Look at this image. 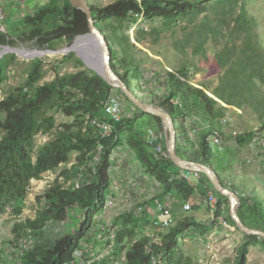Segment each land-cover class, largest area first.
Listing matches in <instances>:
<instances>
[{
    "label": "trees",
    "instance_id": "16d2710c",
    "mask_svg": "<svg viewBox=\"0 0 264 264\" xmlns=\"http://www.w3.org/2000/svg\"><path fill=\"white\" fill-rule=\"evenodd\" d=\"M214 1L221 3L227 0H113L103 5L88 3L94 25L107 41L110 65L129 89L130 80H142L139 62L131 50L136 47L134 42L141 41L145 30L135 29L131 42L127 35L120 33L121 28L127 30L128 26L138 19L149 21L153 17H161L165 26L169 27L183 17H189L191 20L192 15L203 13L208 8L216 15L225 16L238 7L239 11L233 17V22L234 31L243 32L242 45L237 49L232 40L239 36L229 32V47L223 48L216 55L219 66L224 69L222 80L210 91L211 95H208L202 86L190 82V74L184 66L165 70L163 76L153 82L145 79L144 88H150L148 92L157 96L155 104L170 114L173 101H177L180 105H176V108L180 115L193 117L198 127L197 133L190 139L187 129L174 126L176 153L182 158L208 166H211L209 156L212 152L206 145L205 136L210 130H217L219 119L227 111L221 103L238 110L244 105L249 106L261 123L257 130L228 136L233 146H224L222 150L227 159L232 161L239 148L248 145L257 132L264 131V92L261 89L264 86V62L258 63L254 60L258 45L255 24L252 18L247 16L243 3L235 4L222 12L210 3ZM223 22L225 21L220 20L214 27L208 25L206 20V32L218 33L217 26ZM19 25L14 28V35L0 31V47H12L16 41H31L36 48L46 49L49 48L48 43L54 39L63 38L70 44L75 36L87 32L84 13L73 8L68 0H48L31 13L23 15ZM206 32L199 31L200 34ZM113 43L118 45L116 49ZM72 56L71 52L63 56L62 60ZM11 57V54L0 57V84L5 79L7 61ZM74 63L83 64L79 58H75ZM41 65V59H32L24 82L0 98V212L8 211L17 217L24 208V198L30 180H38L42 173L66 163L70 152L76 154L74 161L59 172L62 181H69V184L65 186L54 178L36 197L37 201L42 200L43 204L35 210L33 218L14 222L12 231L15 240L5 249L11 251L9 255L16 264H73V249L83 250L81 243L87 244L86 239L90 237L86 234L92 227L95 228L94 217L104 207L109 184L110 156L118 142V136L126 130L124 140L128 150L132 152L137 169L145 179L149 178L156 185L157 192L150 198V202L161 200L166 192H170L173 204L171 206L176 210L181 207L180 204L188 203L197 193L203 198L202 204L207 208L205 192L211 190L216 195V203L207 223L199 222L192 215H183L158 232V242H153L145 235L138 237L124 251L123 264H188L183 261L178 247L181 236L193 232L204 235L217 223L218 216H223L231 227L237 229L228 215L227 198L218 194L203 174L200 173V179L195 186L189 185L183 179L172 178L179 168L175 167L168 157L156 158L145 145L143 138L128 129L127 124L135 115L121 118L114 123L108 120L112 127L111 134H99L93 120H106L102 105L109 95L121 96L136 109V113L145 114L118 89L109 86L102 77L87 68L59 75L58 65L53 66L52 80L37 84ZM48 110L60 111L63 115L71 117V121L55 124L53 116L46 114ZM150 116L157 123L158 131H155L159 137L162 132L160 120L157 116ZM37 133L50 136L34 147V136ZM161 138L160 142L165 150L163 137ZM99 145L101 148L98 161L93 164V157ZM220 181L238 194L239 219L248 227L264 231V198L257 195L252 186L250 191L245 193L244 189L238 191L224 180ZM198 206L199 204L195 203L189 205L193 210ZM70 210L75 211V216H71L69 230L64 233H50L48 226L65 224ZM111 221L113 225H103L99 228L103 233L97 239H107L108 235H112L113 246L109 254L96 260H88L89 264H112L120 258L123 237L134 235V226L140 227L141 221L151 225L148 217H134L129 209L113 216ZM244 238L238 246L236 261L232 264H245V255L250 244L258 243L264 247V240L256 235H244ZM5 249L0 251L5 252ZM86 253L87 250L84 249L81 254L83 259Z\"/></svg>",
    "mask_w": 264,
    "mask_h": 264
},
{
    "label": "rangeland",
    "instance_id": "374dc122",
    "mask_svg": "<svg viewBox=\"0 0 264 264\" xmlns=\"http://www.w3.org/2000/svg\"><path fill=\"white\" fill-rule=\"evenodd\" d=\"M47 1L48 0H0V8L4 16V18L0 20V25L3 27V30L0 31L14 35V28L20 26L19 22L21 17L31 13L34 9ZM112 1L113 0H87L88 3L96 5H103ZM210 3L216 5L219 8L218 11L221 10L222 12L223 10H227V8H232L235 4L239 5L243 3L247 16L252 18L255 24V34L257 36L258 45L256 47L257 58L254 57V60L258 63L264 62V0H227L221 3L217 1ZM238 11V7H235L230 14L221 16L216 15L211 8H208L203 13L192 15L190 17L191 20H189V17H183L176 20L175 23H172L169 27L165 26L161 17H153L149 21L138 19L135 23L130 24L127 30L121 28L120 33L122 34L123 32L124 35H127L131 42H133L135 29L143 28V30H145L141 41L139 43L134 42L136 47L131 50L132 55L139 62L142 80H130V89L142 101L148 102L152 100L156 102L157 96H153L148 92L150 88L147 87V89H145V79L149 82H153L156 78L160 79L165 70H175L184 66L191 72L189 75L190 82L196 86H202L207 90V94L211 95L210 91L222 80L224 69L219 66L216 55H218L223 48L229 47L230 44L227 40L229 32L232 34L237 33L239 36V38L232 40L234 46L239 49L242 45L241 39L243 32L234 31L235 23L233 22V17ZM206 20L208 25L214 27H216L220 20H224L225 22L217 26L218 33H213L211 31L206 32ZM199 31L206 33L200 34ZM82 39L83 38L80 36L76 37L73 41V47H77L80 43V47L77 50L79 53L86 56L87 52L82 48L81 44ZM48 45L49 48L38 49L31 41H16L12 48L22 49L23 51L17 52L20 55L9 53L7 51H10V49L0 47V49L2 48L5 52L3 55H13V57L8 58L4 73L5 79L0 84V98L24 82L29 62L34 58L42 60L41 75L37 84L46 83L53 79V66L55 65H58L57 73L59 75L86 68L84 64L76 65L74 63V59L78 58L75 52H72L73 56L70 59L62 60L63 56L69 54L61 53V50L69 45L63 38L54 39L50 41ZM117 46V44L113 43L115 49ZM34 50L50 51L42 54ZM38 53L42 55L36 56ZM87 57L91 56L87 55ZM235 57L236 56H234V58ZM238 59L240 60L241 57L238 56ZM261 89L264 92V86H262ZM116 97L120 102L123 118L132 116L136 109L128 104L121 96ZM225 105L226 104L223 106ZM225 107L227 111L224 116L227 121L225 123L219 121L217 128L222 134L223 147L233 146L232 141L228 138L231 134L257 130V128L261 126L260 121L256 118V114L251 107L244 105L239 110L231 105H226ZM46 114H51L53 116L55 124L71 121V117H67L57 110H48ZM170 115L176 128L186 129V118L180 115L175 104L172 105ZM127 125L129 127L128 129L141 137L145 135L149 127L155 126L148 115L139 113L135 115ZM126 131L118 136V142L112 149L110 156L109 184L106 196L109 194L111 195L112 204L109 207H103L98 215L94 217L96 229L92 227L86 234V236L90 237L86 239L88 240L86 245L81 243L83 250H87V253L84 259L80 258L76 261L78 264H80V262L81 264H89L88 260H96L109 254L113 246V241L110 238L111 236L108 235L107 239H97L100 237V234L103 233L101 232L102 230L99 229L101 226L113 225L111 221L113 216L118 213L120 214V212L124 213L129 209L132 216L137 217L133 214V209L137 204L145 205V210L149 212L152 209L151 205L153 202H150V198L157 192V188L149 178L146 177L145 179L137 169L132 152L128 150L124 140ZM49 136L50 134L37 133L34 136V147L43 143ZM75 154V152H70L66 163L60 164L51 171L42 173L41 178L38 180H30L24 198V208L17 217H14L12 214L8 213V211L0 212V250L9 247L8 245L15 240L12 231L14 222H22L26 219L33 218L35 210L40 208L43 204L42 200L37 201L36 197L52 183L54 178H57V180L62 182L65 186L69 184V181H62L59 172L74 161ZM209 162L220 179L224 180L231 187H234V189L238 191L239 189H244V192L248 193L253 187L255 193L264 198V131H262V133L260 131L257 132L248 145L239 148L232 161L227 159V156L221 151L211 153ZM203 201V198L195 193L188 203L189 205L194 203L199 204L197 209L193 210L189 208L186 211H181L178 207V209L173 210L172 202L169 203V206L173 210L175 220L179 216L192 215L199 222L207 223L210 219V215L207 208L203 205L204 203L202 204ZM74 214L75 211L70 210L65 224L50 225L47 229L53 234L67 232L69 230L71 216L74 218ZM139 226L140 227L134 226V235L131 237L125 235L123 237V250L120 252V258L114 260L112 264H123L124 251L138 237L145 235L150 237L153 242H158V232L164 229L154 227L150 224H144L142 221ZM228 228L229 224L228 226H223L222 224L215 223L204 235L193 232L181 236L178 247L182 254L183 261L188 264L234 263L238 256V246L245 238L244 234L238 229L232 227V230H229ZM9 253H11L9 249L5 252L0 251V264H16ZM245 258V264H264V247L258 243L250 244L247 247Z\"/></svg>",
    "mask_w": 264,
    "mask_h": 264
},
{
    "label": "water",
    "instance_id": "95a60500",
    "mask_svg": "<svg viewBox=\"0 0 264 264\" xmlns=\"http://www.w3.org/2000/svg\"><path fill=\"white\" fill-rule=\"evenodd\" d=\"M70 5L73 8L79 9L85 15L87 32L84 34L77 35L73 38L72 42L61 50L62 54H67L70 52H75L81 62L85 65L87 69L92 70L112 88L118 89L137 109L140 111L152 115L157 116L160 120L163 136H164V148L167 153L168 159L171 163L183 170L197 171L203 174L212 188L220 195L225 196L228 200V215L230 219L233 221L235 227L244 235H256L259 238L264 240V231L251 228L246 226L237 215V206L239 203L238 194L224 186L216 172L211 166L205 165L203 163L188 160L180 157L175 151V140H176V131L173 123V119L171 115L163 109L161 106L155 104L154 102H144L142 101L133 91H131L124 81L114 72L110 65V52L108 49V44L103 36V34L99 31V29L94 25V21L91 17V11L88 6L87 0H68ZM80 36L82 39L81 44L82 48L86 50V56L82 55L78 52V50L70 48L74 39ZM10 48L9 53L18 54V51H23L22 49L12 48L9 46H1ZM2 48L0 49V57L5 53ZM35 52H41L42 54L49 52L50 50H34ZM42 54L38 53L36 56H41ZM20 55V54H18ZM90 55L91 57H87ZM97 58L99 62V70H97L92 65L95 64L94 59Z\"/></svg>",
    "mask_w": 264,
    "mask_h": 264
},
{
    "label": "built area",
    "instance_id": "2783aa9c",
    "mask_svg": "<svg viewBox=\"0 0 264 264\" xmlns=\"http://www.w3.org/2000/svg\"><path fill=\"white\" fill-rule=\"evenodd\" d=\"M3 18H4L3 11L0 8V20H2ZM0 30H3V27H1V25H0ZM190 73L191 72L188 70V74ZM173 102L177 106L180 105L177 101H173ZM221 104L224 105L223 103ZM102 113L106 117V120L103 119L100 120L97 118L93 120V123L96 124L99 134L101 136H109L112 132V127L108 120L114 123L119 121L121 118H123L120 102L116 96L109 95L107 97V99L102 105ZM185 118L187 122L186 129L189 135L191 136L195 135L198 131V127L194 123L195 121L193 120L194 118L193 117L191 118L185 117ZM219 121L221 123H225L227 120L225 116H223L219 119ZM142 138L145 145L149 148L151 153L156 158H167V153L163 149L162 143L158 140L157 133L154 130L148 128L146 130L145 135ZM205 142L208 149L212 153L221 152L224 148L222 135L216 129H212L209 132H207L205 136ZM100 148L101 146L99 145L93 157V162H92L93 164H95L98 161ZM92 172H94V170ZM172 178L183 179L189 185L195 186L198 180L200 179V173L197 171L179 169L175 174L172 175ZM205 202L207 204L209 215L211 216L215 209V203H216V195L211 190H206ZM169 203H171V193L166 192L161 200H157L151 205L152 209L150 210V212L148 210H145V205L137 204L133 209V214L137 217L145 215L146 217H148L152 226L163 229L171 225L175 220L173 210L170 208ZM111 204H112V200L110 195H108L105 197L104 207L105 208L109 207ZM189 208H190L189 204L187 202H184L181 205L180 210L186 211ZM217 223L222 224L223 226H228L227 221L222 216H218ZM110 236H111L110 238H112V235ZM81 254H82L81 249L79 248L73 249L71 253V257H72L71 262L74 264L80 258L82 259ZM61 264H65V263H61Z\"/></svg>",
    "mask_w": 264,
    "mask_h": 264
},
{
    "label": "crops",
    "instance_id": "0c3cea01",
    "mask_svg": "<svg viewBox=\"0 0 264 264\" xmlns=\"http://www.w3.org/2000/svg\"><path fill=\"white\" fill-rule=\"evenodd\" d=\"M133 115H138V113H136V112H133ZM145 115H148V117H149V119L151 120V122H153V124L155 125L154 127H149V129H152V130H157L158 131V128H157V123H156V121L149 115V114H146L145 113ZM156 132V131H155ZM158 134V133H157ZM161 137H163V143H164V136H163V131L161 132V134H159V137H158V140L159 141H161L162 142V138ZM191 137H193V136H190L189 135V138L191 139ZM134 161H135V159H134ZM110 195V194H109ZM111 196V195H110ZM229 230L231 229L232 230V227L229 225V228H228Z\"/></svg>",
    "mask_w": 264,
    "mask_h": 264
},
{
    "label": "bare ground",
    "instance_id": "6f19581e",
    "mask_svg": "<svg viewBox=\"0 0 264 264\" xmlns=\"http://www.w3.org/2000/svg\"><path fill=\"white\" fill-rule=\"evenodd\" d=\"M79 47H80V43H79V45H78L77 47H73V43H72V45L70 46V48L75 49V50H77ZM4 49H10V48H7V47H6V48H4ZM10 50H11V49H10ZM52 53H53V52H52ZM94 61H95V64H93L92 66H93V67L97 66L98 69H97L96 67H95V68H96L97 70H99V62H98V59L95 58ZM187 132H188V131H187ZM190 136H191V135H190Z\"/></svg>",
    "mask_w": 264,
    "mask_h": 264
}]
</instances>
